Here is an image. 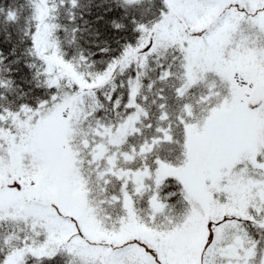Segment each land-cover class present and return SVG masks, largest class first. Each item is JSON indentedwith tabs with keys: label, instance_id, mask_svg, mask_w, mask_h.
Here are the masks:
<instances>
[{
	"label": "snow or ice",
	"instance_id": "snow-or-ice-1",
	"mask_svg": "<svg viewBox=\"0 0 264 264\" xmlns=\"http://www.w3.org/2000/svg\"><path fill=\"white\" fill-rule=\"evenodd\" d=\"M0 264H264V0H0Z\"/></svg>",
	"mask_w": 264,
	"mask_h": 264
}]
</instances>
